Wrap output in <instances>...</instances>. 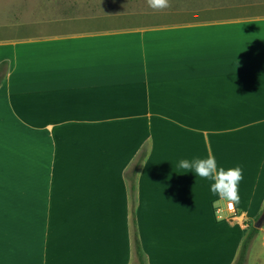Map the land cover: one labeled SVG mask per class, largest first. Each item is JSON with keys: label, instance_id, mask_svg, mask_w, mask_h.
Wrapping results in <instances>:
<instances>
[{"label": "crops", "instance_id": "crops-1", "mask_svg": "<svg viewBox=\"0 0 264 264\" xmlns=\"http://www.w3.org/2000/svg\"><path fill=\"white\" fill-rule=\"evenodd\" d=\"M2 4L0 118L24 123L32 145L0 264H130L134 220L147 264H234L264 205V2L37 15ZM207 156L242 169L235 214L214 181L178 166Z\"/></svg>", "mask_w": 264, "mask_h": 264}, {"label": "rangeland", "instance_id": "rangeland-1", "mask_svg": "<svg viewBox=\"0 0 264 264\" xmlns=\"http://www.w3.org/2000/svg\"><path fill=\"white\" fill-rule=\"evenodd\" d=\"M264 0H169V6L162 9L166 11H199L208 7L246 5L263 3ZM2 5L15 9L16 13L31 11L33 14L43 12H70L91 11L94 13L109 12H141L150 13L155 10L149 7L147 0H0ZM31 14V15H33ZM36 14V15H37ZM145 15V14H144ZM13 127L9 119L0 118V221H8V211L16 209L18 220H22L20 209L24 208V179L26 163L28 162V147L30 134L24 123L19 119ZM36 138L35 136H33ZM27 148V149H26ZM227 200L221 203L225 206ZM6 213V214H3ZM264 226V221L260 228ZM131 233V232H130ZM252 264H264V248L260 241H254L250 248ZM257 255H262L263 260L258 263L254 260ZM130 264H141L133 245V234L130 237Z\"/></svg>", "mask_w": 264, "mask_h": 264}, {"label": "clouds", "instance_id": "clouds-1", "mask_svg": "<svg viewBox=\"0 0 264 264\" xmlns=\"http://www.w3.org/2000/svg\"><path fill=\"white\" fill-rule=\"evenodd\" d=\"M149 7L155 10H162L169 6V0H147ZM180 168L194 172L195 175L214 181L211 185L213 194H218L221 198L229 201L238 200V183L243 178L242 169L218 168L216 158L207 156L205 158H195L192 160L182 159L179 161Z\"/></svg>", "mask_w": 264, "mask_h": 264}, {"label": "trees", "instance_id": "trees-1", "mask_svg": "<svg viewBox=\"0 0 264 264\" xmlns=\"http://www.w3.org/2000/svg\"><path fill=\"white\" fill-rule=\"evenodd\" d=\"M144 157H145V152H143V153L141 152L139 159H142ZM139 167H140V164L137 163L136 165H134L132 171L125 173V177L130 182V190H131L132 195H134V192L136 190V173H137V170ZM132 209H134V203H133ZM262 209L263 210H261L259 215L254 219V221H248V222L246 221V223H245L246 228L244 230V235H243V238L241 241L238 256H237L234 264H247L251 244L260 232V226L257 223H258V220L261 217L262 213L264 212V205H263ZM132 234H133V245H134L135 251L139 257V261L141 264H147L146 259H145L144 250H143L141 241L139 239V233H138V230L136 228L135 220L133 222Z\"/></svg>", "mask_w": 264, "mask_h": 264}, {"label": "built area", "instance_id": "built-area-1", "mask_svg": "<svg viewBox=\"0 0 264 264\" xmlns=\"http://www.w3.org/2000/svg\"><path fill=\"white\" fill-rule=\"evenodd\" d=\"M227 208H228V210H229L231 213H233V214L236 213V208H235V205H234V202H233V201H228V202H227Z\"/></svg>", "mask_w": 264, "mask_h": 264}, {"label": "water", "instance_id": "water-1", "mask_svg": "<svg viewBox=\"0 0 264 264\" xmlns=\"http://www.w3.org/2000/svg\"><path fill=\"white\" fill-rule=\"evenodd\" d=\"M263 221H264V213L261 215V217L259 218V220H258V225L259 226H261L262 225V223H263Z\"/></svg>", "mask_w": 264, "mask_h": 264}]
</instances>
